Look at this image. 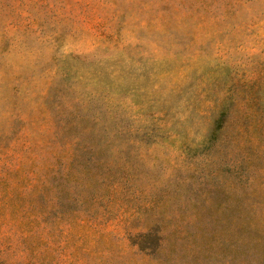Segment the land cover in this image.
<instances>
[{"label":"rangeland","instance_id":"rangeland-1","mask_svg":"<svg viewBox=\"0 0 264 264\" xmlns=\"http://www.w3.org/2000/svg\"><path fill=\"white\" fill-rule=\"evenodd\" d=\"M0 264H264V0H0Z\"/></svg>","mask_w":264,"mask_h":264},{"label":"trees","instance_id":"trees-1","mask_svg":"<svg viewBox=\"0 0 264 264\" xmlns=\"http://www.w3.org/2000/svg\"><path fill=\"white\" fill-rule=\"evenodd\" d=\"M218 106V105H217ZM219 107V106H218ZM223 108V107H222ZM223 112V111H222ZM222 112H220L221 113V115H222Z\"/></svg>","mask_w":264,"mask_h":264}]
</instances>
